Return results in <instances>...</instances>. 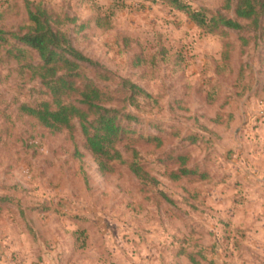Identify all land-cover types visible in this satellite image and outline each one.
<instances>
[{"label":"rangeland","instance_id":"obj_1","mask_svg":"<svg viewBox=\"0 0 264 264\" xmlns=\"http://www.w3.org/2000/svg\"><path fill=\"white\" fill-rule=\"evenodd\" d=\"M25 1L0 0V29L27 25ZM29 1L76 19L61 28L98 63L84 71L119 100L108 106L137 117L124 121L123 157L133 160L135 148L157 183L139 180L127 163L101 171L78 121L71 132L52 131L22 114L21 103L50 97L22 66L36 54L26 48L15 58L9 49L18 43L6 33L0 264H264V36L249 27L209 32L163 0ZM185 1L234 17V0L230 8ZM124 79L151 98L128 105ZM171 150L188 153L189 166L210 178L169 180Z\"/></svg>","mask_w":264,"mask_h":264},{"label":"trees","instance_id":"obj_2","mask_svg":"<svg viewBox=\"0 0 264 264\" xmlns=\"http://www.w3.org/2000/svg\"><path fill=\"white\" fill-rule=\"evenodd\" d=\"M163 1L186 12L197 26L209 32L221 29L240 32L249 27L259 36H264V0H234V17L204 7L192 8L185 0ZM230 3L231 0L226 1L228 8L231 7ZM25 7L27 25L20 27L19 31L6 32L0 29V41L7 42V33L18 43L9 49L17 59L24 57L26 48L36 54L37 62L28 61L22 66L31 71L32 77L40 80L50 99L34 104L21 103L19 111L52 131L71 132L74 120L78 121L85 144L101 171H109L111 162L127 163L130 171L139 180L157 183L155 177L149 175L144 165L136 160L138 152L135 148H130L133 160L128 162L123 157L119 144L127 133L124 121H133L137 117L127 109L108 106L109 103H118L119 100L114 99L111 93L106 92L84 71L85 68L98 66V63L78 49L61 28L63 24H75L76 19L68 16L60 18L39 3L29 0L25 1ZM83 27L82 23L78 25V29ZM240 40L243 44L248 42L244 36H240ZM225 57L224 54L223 58ZM99 76L106 78L102 74ZM122 86V90L126 92L124 99L129 101L128 105L134 104L136 96L151 98L147 91L129 80L124 79ZM124 108H127V104ZM212 120L217 121V117ZM150 138L156 140L159 148L163 145V137L155 135ZM170 152L165 153L164 158L173 167H165L163 173L169 180L179 183L191 177L198 180L210 178L206 169L197 165L189 166L188 153ZM162 195L168 199L164 193Z\"/></svg>","mask_w":264,"mask_h":264},{"label":"built area","instance_id":"obj_3","mask_svg":"<svg viewBox=\"0 0 264 264\" xmlns=\"http://www.w3.org/2000/svg\"><path fill=\"white\" fill-rule=\"evenodd\" d=\"M2 257V250H0V258Z\"/></svg>","mask_w":264,"mask_h":264}]
</instances>
